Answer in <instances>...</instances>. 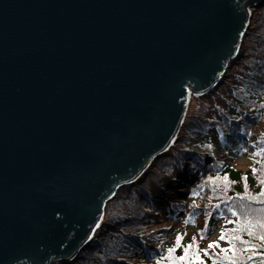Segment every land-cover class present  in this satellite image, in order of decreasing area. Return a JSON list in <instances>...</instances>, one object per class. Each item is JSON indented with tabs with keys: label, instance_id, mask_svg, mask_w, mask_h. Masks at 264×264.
Listing matches in <instances>:
<instances>
[{
	"label": "water",
	"instance_id": "water-1",
	"mask_svg": "<svg viewBox=\"0 0 264 264\" xmlns=\"http://www.w3.org/2000/svg\"><path fill=\"white\" fill-rule=\"evenodd\" d=\"M258 1L0 0V264L87 246L117 186L176 143L190 95L218 84Z\"/></svg>",
	"mask_w": 264,
	"mask_h": 264
},
{
	"label": "trees",
	"instance_id": "trees-1",
	"mask_svg": "<svg viewBox=\"0 0 264 264\" xmlns=\"http://www.w3.org/2000/svg\"><path fill=\"white\" fill-rule=\"evenodd\" d=\"M252 22L243 56L210 95L191 101L181 130L187 137L198 133L195 146L209 153V163L204 164L202 154L186 151L183 142L177 143L165 163L128 197L112 199L102 228L72 264H193L192 254L199 249L204 251L195 264H232L234 254L236 264H264V255H260L264 240L258 238L264 231L254 225L255 235H249L243 221L245 213L250 220L264 221V3ZM250 137L254 140L243 143ZM214 153H221L228 162L218 161ZM237 156L248 157L251 167L237 170L233 164ZM175 169L194 176L187 203H175L168 209L176 227L154 228L155 218L149 214L158 211L151 201L150 184L161 187L160 179ZM230 207L236 215L229 212ZM216 209L231 226L223 233L225 247L208 249L205 244L212 230L207 224ZM200 216L202 228H198Z\"/></svg>",
	"mask_w": 264,
	"mask_h": 264
},
{
	"label": "rangeland",
	"instance_id": "rangeland-1",
	"mask_svg": "<svg viewBox=\"0 0 264 264\" xmlns=\"http://www.w3.org/2000/svg\"><path fill=\"white\" fill-rule=\"evenodd\" d=\"M182 128L179 131L178 134V143L181 141L184 143V145L188 148L189 151H192L193 153H201L200 150L197 148L194 144V140L192 138H187L182 133ZM253 151V149H252ZM216 158L219 161L226 162L225 157L221 153H217ZM205 159H209L208 157H205ZM237 170L240 171H246L251 167V161L249 158L240 156L236 157L235 161L233 163ZM154 169H151L149 173H152ZM175 177H173V174H175ZM173 174H170L167 177H162L159 181V184L162 186L159 187L157 183L152 182L150 184L151 190H152V203L156 206V212H151L149 215L151 217L155 218L154 228H161L163 226H171L176 227V224L173 220V218L170 215V212H168V209L172 204H181L186 205L187 199H188V190H189V182H187V179H191V177H188L185 172L174 171ZM185 175V176H184ZM176 176H179L180 178L176 179ZM176 179V180H175ZM189 181V180H188ZM170 186V187H169ZM126 194H128V188H121L116 190L114 193V198H117L118 200H121L122 197H127ZM109 203L106 206L105 213L107 212ZM103 220V219H102ZM198 228H202L204 226L203 217L200 216L198 219ZM209 228L212 230V234L210 235L209 239L206 242V247L208 245L209 241L216 240V244L213 245L211 249H215L217 246L224 247L225 243L222 239H217V237L221 236L226 229L229 228V224L220 218L219 214L214 212L211 217L209 218L208 224ZM96 230V229H95ZM94 232V231H93ZM131 260L132 262L135 259H126ZM140 262V260H135ZM134 261V262H135Z\"/></svg>",
	"mask_w": 264,
	"mask_h": 264
},
{
	"label": "bare ground",
	"instance_id": "bare-ground-1",
	"mask_svg": "<svg viewBox=\"0 0 264 264\" xmlns=\"http://www.w3.org/2000/svg\"><path fill=\"white\" fill-rule=\"evenodd\" d=\"M263 3H264V0H260V1H258L257 3L255 2V5L257 4L258 7H256V8H254V7H250V8H248V10H247L246 13L249 15V23H248V29L246 30V33H247V31L249 30V28L251 27V25H252V23H253L252 21H253L254 17L258 14V11L260 10V8H261V6H262ZM249 4H251V3H249ZM246 33H245V36H246ZM245 36L242 38V42H241V44L239 43L240 45H239L238 48H237L238 50L236 51V54L233 56V58H232L231 60H229V61L226 63V70H225V73L220 77L218 84H217L216 86H214L215 88L219 87L223 82L226 81V79H227V73H228L229 71H231V70L235 67L236 62L239 61V60L241 59V57L243 56V52H244V39H245ZM187 88H188V90L191 89L189 86H188ZM215 88H214V89H215ZM214 89H213L212 91H210V92H209V91H206V92L201 93V94H199V95H190V103H189L188 108H187V110H186V114H185V117H184V119H183V122H182V125H181L180 129H181V128L183 129V127H184V125H185V120H186V117H187V115H188V113H189V110H190L189 108H190L191 101L194 100V99H201V98L205 99L208 95L211 94V92L214 91ZM190 91H191V90H190ZM190 94H192V93L190 92ZM180 129H179V131H180ZM252 130L255 131V129H252ZM178 134H179V133H178ZM197 135H198V133L194 132L193 135H191V136H189V137L186 136V137H187V138H192V139L194 140V144H195V137H196ZM241 135H242V134L240 133V136H241ZM177 139H178V135H177ZM251 140H254V138H253V137H250V138H244L243 143H247V142H249V141H251ZM177 143H178V140L176 141V143L172 144V145L170 146V148H166V149L163 150L162 152H159L155 157L151 158V159L149 160V162H147V164L144 166L143 172H142L138 177L134 178V179L131 180V181H128L127 183H125V184H123V185H121V186H117V188L115 189V192H116V190L121 189V188H123V187L128 188V194H126V196L128 197V196L130 195L131 190H132L133 188L140 186V185L144 182V180L147 179L148 175L150 174L149 172H150L151 169H154V170H155L156 167L158 168L159 165L165 163L166 159L170 156V151L174 149V147L176 146ZM184 148H185L186 151L188 150V148H187L185 145H184ZM188 151H189V150H188ZM189 152H190V151H189ZM187 153H188V152H187ZM201 153H202L205 157H208L209 160H211V158H210L208 152H201ZM206 162H208V161H207L206 159H204V164H205ZM208 163H209V162H208ZM154 170H153V171H154ZM175 171H179V169H175ZM178 178H180V177H179V176H176V179H178ZM176 179H175V180H176ZM169 187H170V186H169ZM115 192H114V193H115ZM111 201H112V200H110L108 203H110ZM108 203H107V204H108ZM106 206H107V205H106ZM104 216H105V214H104ZM113 228L117 229L118 226L113 227ZM86 247H87V246H85L82 250H79L76 256L67 259L65 262H61L60 264H72L73 261H74L78 256H80V254L82 253V251H83Z\"/></svg>",
	"mask_w": 264,
	"mask_h": 264
},
{
	"label": "snow or ice",
	"instance_id": "snow-or-ice-1",
	"mask_svg": "<svg viewBox=\"0 0 264 264\" xmlns=\"http://www.w3.org/2000/svg\"><path fill=\"white\" fill-rule=\"evenodd\" d=\"M250 170L253 171V172L255 171L254 168H252ZM244 175H245V177L247 176L246 173ZM251 198L254 199V197H251ZM241 207H244V206L241 205ZM229 212L232 213L233 215H236V213L233 211V209L231 207L229 208ZM243 221H244V224H245V230L247 231V233L249 235H255V232L253 231L254 225H259L260 230L264 231V221H262L260 218H253V219L250 220L248 214L245 213L244 216H243ZM223 238H224L223 235L217 237V239H223ZM258 238L264 240V236H259ZM179 239H180V236H179V233H178L177 236H176V240L178 241ZM216 242H217L216 240L209 241L208 245H207V248L211 249L213 247V245L216 244ZM242 243L248 244V241H243ZM189 246H192V245H189ZM229 248H231V245H229ZM168 251L171 252L172 249H168ZM201 251H204V249H199L197 252L192 254L191 259H192L193 264H195L196 261L200 260L199 253ZM185 252H187V248L185 249ZM260 255H264V253H260ZM179 258L181 260H183L185 257L181 256ZM232 264H236L235 254L232 257Z\"/></svg>",
	"mask_w": 264,
	"mask_h": 264
}]
</instances>
